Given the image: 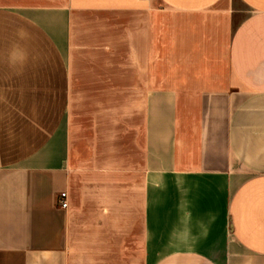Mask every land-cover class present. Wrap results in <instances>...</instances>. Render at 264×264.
<instances>
[{
    "label": "crops",
    "instance_id": "crops-1",
    "mask_svg": "<svg viewBox=\"0 0 264 264\" xmlns=\"http://www.w3.org/2000/svg\"><path fill=\"white\" fill-rule=\"evenodd\" d=\"M0 264H264V0H0Z\"/></svg>",
    "mask_w": 264,
    "mask_h": 264
},
{
    "label": "built area",
    "instance_id": "built-area-1",
    "mask_svg": "<svg viewBox=\"0 0 264 264\" xmlns=\"http://www.w3.org/2000/svg\"><path fill=\"white\" fill-rule=\"evenodd\" d=\"M60 204L62 207H67L69 204L67 191H62L60 193Z\"/></svg>",
    "mask_w": 264,
    "mask_h": 264
}]
</instances>
